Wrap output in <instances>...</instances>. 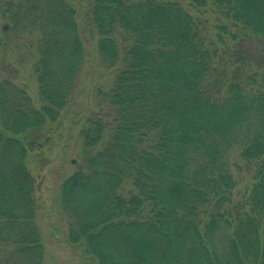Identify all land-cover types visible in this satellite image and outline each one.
Instances as JSON below:
<instances>
[{"label": "trees", "instance_id": "1", "mask_svg": "<svg viewBox=\"0 0 264 264\" xmlns=\"http://www.w3.org/2000/svg\"><path fill=\"white\" fill-rule=\"evenodd\" d=\"M189 1L217 16L220 47L174 1L88 10L100 63L118 69L96 91L57 202L67 243L95 264H264V79L249 50L264 44V0ZM0 14L13 33L35 35L39 101L0 67V264H43L27 159L67 107L86 50L65 0H0ZM234 152L253 167L241 203Z\"/></svg>", "mask_w": 264, "mask_h": 264}, {"label": "rangeland", "instance_id": "2", "mask_svg": "<svg viewBox=\"0 0 264 264\" xmlns=\"http://www.w3.org/2000/svg\"><path fill=\"white\" fill-rule=\"evenodd\" d=\"M76 9L79 33L85 46V60L74 83L71 99L58 120L40 133V147L29 152L28 170L35 179V198L38 204L37 223L44 246L43 264H95L85 258L77 247L66 241L67 221L59 209L57 197L62 181L79 166L80 145L78 132L84 120L96 113L100 102L97 90H107L115 78L117 67H104L96 51L97 35L90 26L88 10L93 0H65ZM174 1L194 18L206 21V37L220 47L216 34L217 16L209 8L198 9L189 0ZM223 39L231 42L224 34ZM35 35H20L12 32L5 17L0 14V67L3 76L23 87L35 105H38L37 82L33 74L36 62ZM252 51L256 71L264 79V44L253 40ZM263 51V52H262ZM236 152L230 155V172L235 181L234 202H246L253 182V167L241 161Z\"/></svg>", "mask_w": 264, "mask_h": 264}]
</instances>
